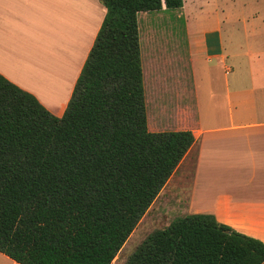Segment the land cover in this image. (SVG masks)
<instances>
[{
	"label": "trees",
	"instance_id": "trees-1",
	"mask_svg": "<svg viewBox=\"0 0 264 264\" xmlns=\"http://www.w3.org/2000/svg\"><path fill=\"white\" fill-rule=\"evenodd\" d=\"M99 1L106 15L61 117L0 74V253L18 264H112L196 141L149 130L138 19L185 0ZM263 263V241L191 214L125 264Z\"/></svg>",
	"mask_w": 264,
	"mask_h": 264
},
{
	"label": "crops",
	"instance_id": "crops-1",
	"mask_svg": "<svg viewBox=\"0 0 264 264\" xmlns=\"http://www.w3.org/2000/svg\"><path fill=\"white\" fill-rule=\"evenodd\" d=\"M259 5L264 10V0L243 1L237 18L228 17L245 32L230 49L219 19L199 38L188 27L199 56L222 68H191L195 117L181 129L196 141L175 173L182 170L187 215H213L264 242V18L248 33L247 16ZM105 15L99 0H0V74L61 117ZM0 264L18 263L0 253Z\"/></svg>",
	"mask_w": 264,
	"mask_h": 264
},
{
	"label": "rangeland",
	"instance_id": "rangeland-1",
	"mask_svg": "<svg viewBox=\"0 0 264 264\" xmlns=\"http://www.w3.org/2000/svg\"><path fill=\"white\" fill-rule=\"evenodd\" d=\"M243 1L248 0H188V7L181 11L139 15L149 130H155L157 125L161 126L160 132L179 130L186 127L187 121L194 119L195 98L191 68H222V64L199 56L195 40L193 47L191 45L188 27L192 37H198L199 32L214 27L219 19L223 23L225 47L230 49L237 44L238 36L245 33L242 29L238 30V26L232 28L228 25V17L232 20L237 18ZM257 13V16L247 15L251 17L249 30L257 29V25H252L254 19L260 21L264 18L263 5H259ZM234 34L237 37L232 41ZM52 103L50 106L55 108L56 104ZM192 171V168L187 171L190 178ZM180 176L182 177V170L177 171L168 181L112 264H125L149 235L167 228L176 219L188 216Z\"/></svg>",
	"mask_w": 264,
	"mask_h": 264
}]
</instances>
